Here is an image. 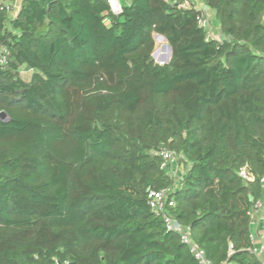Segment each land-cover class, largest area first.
I'll use <instances>...</instances> for the list:
<instances>
[{
  "label": "trees",
  "instance_id": "1",
  "mask_svg": "<svg viewBox=\"0 0 264 264\" xmlns=\"http://www.w3.org/2000/svg\"><path fill=\"white\" fill-rule=\"evenodd\" d=\"M13 1L0 5V264H199L150 210L163 189L209 264H264L250 239L264 0H196L219 40L165 0H118V14L107 0ZM162 149L181 157L176 186Z\"/></svg>",
  "mask_w": 264,
  "mask_h": 264
},
{
  "label": "built area",
  "instance_id": "2",
  "mask_svg": "<svg viewBox=\"0 0 264 264\" xmlns=\"http://www.w3.org/2000/svg\"><path fill=\"white\" fill-rule=\"evenodd\" d=\"M17 1L18 0H14L12 3L6 2L4 5L6 8L12 6L16 9ZM165 2L174 4L179 10H195L197 26L205 31V39H220V36L214 33L212 28V13L202 3L196 0H165ZM107 3L113 14H118L120 12L118 0H107ZM7 55V51L4 48H0V64L6 63ZM155 154L162 160L161 169H163L170 178L174 179V186L178 185L179 182H181L183 173L182 166L179 163L181 159L180 155L165 149L159 150ZM239 176L242 177L243 180H251L250 175L245 169L239 172ZM262 181H264V179H262ZM171 191L172 189H163L149 192L148 202L151 212L163 221V225L167 231L175 232L179 235L181 241L189 248L190 253L198 260L199 264H209L204 257L203 251L191 240L188 231L170 216L169 208L173 206V203L169 200ZM252 216L259 218L262 223L263 231L259 243H256L255 236L253 234L251 235L250 239L253 245L252 252L264 262V198L254 203Z\"/></svg>",
  "mask_w": 264,
  "mask_h": 264
},
{
  "label": "rangeland",
  "instance_id": "3",
  "mask_svg": "<svg viewBox=\"0 0 264 264\" xmlns=\"http://www.w3.org/2000/svg\"><path fill=\"white\" fill-rule=\"evenodd\" d=\"M154 39H155L156 47L152 57L156 63L164 64L166 63L169 57L168 45L166 41L159 36H155Z\"/></svg>",
  "mask_w": 264,
  "mask_h": 264
},
{
  "label": "crops",
  "instance_id": "4",
  "mask_svg": "<svg viewBox=\"0 0 264 264\" xmlns=\"http://www.w3.org/2000/svg\"><path fill=\"white\" fill-rule=\"evenodd\" d=\"M18 5V3H17ZM253 217V222L251 226V232L256 238V243H259L260 238L262 237V223L259 220L258 217L252 216Z\"/></svg>",
  "mask_w": 264,
  "mask_h": 264
},
{
  "label": "water",
  "instance_id": "5",
  "mask_svg": "<svg viewBox=\"0 0 264 264\" xmlns=\"http://www.w3.org/2000/svg\"><path fill=\"white\" fill-rule=\"evenodd\" d=\"M168 48H169V46H168ZM170 58H171V50L169 48V57H168V60L166 61V63H168L170 61ZM0 119L2 121H7L8 120L7 115L4 112L0 113Z\"/></svg>",
  "mask_w": 264,
  "mask_h": 264
}]
</instances>
